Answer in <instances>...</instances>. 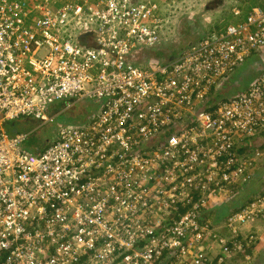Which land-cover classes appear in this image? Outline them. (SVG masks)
Segmentation results:
<instances>
[{
	"label": "built area",
	"instance_id": "obj_1",
	"mask_svg": "<svg viewBox=\"0 0 264 264\" xmlns=\"http://www.w3.org/2000/svg\"><path fill=\"white\" fill-rule=\"evenodd\" d=\"M159 2L0 0V264H212L214 248L222 264L264 223V194L220 226L202 218L263 155L248 141L264 132V67L226 100L211 93L264 57V6H233L239 19L172 60L141 62L172 33L176 4ZM85 100L97 109L37 153L36 128L6 130Z\"/></svg>",
	"mask_w": 264,
	"mask_h": 264
},
{
	"label": "rangeland",
	"instance_id": "obj_2",
	"mask_svg": "<svg viewBox=\"0 0 264 264\" xmlns=\"http://www.w3.org/2000/svg\"><path fill=\"white\" fill-rule=\"evenodd\" d=\"M159 1H160L159 3L161 5H165L164 3H166V2H169L170 5H172L171 1H174L173 4H176L175 7H171L172 9L175 10L174 26L172 28V33H170V35L160 43L162 46H159L161 49L164 48L163 52H165V54H168V55H170V53H176V52L182 51L187 47L186 43L185 44L183 43L184 46L178 50L179 46L183 45V44H181L183 41H179L180 38H178L180 30H181V35L186 34L185 32H189L191 29H192V31H197L198 33L201 34V32H199L200 29L201 30H203L204 28L206 30L208 29V28H206L207 26L205 25L206 19L209 20L210 22H212L211 21L212 19L210 18L211 15H215L216 22L214 24V27L216 29L222 28L226 22L233 20L232 17H229V15L231 16V14L227 11V8H226L228 3H229L228 0H166L164 2L161 0H159ZM164 8L166 9V12L168 11V9H170V7H166V5H165V7L164 6L162 7L163 12H165ZM179 8H181V10H178ZM187 18H188V20H187ZM195 19H198V21L196 22ZM200 23H202V24L200 25ZM184 26H188L191 29L184 30ZM184 38H187V37L184 35ZM185 41L187 43H189L188 40H185ZM149 51L147 53L144 52L142 54V57L145 59L148 57H151V56L153 57L154 55H150ZM256 57L258 59H261L264 61V59L260 58L258 55H256ZM257 58L256 59L251 58V59L247 60L246 64L238 66L233 71V73L223 82V84L219 90V93L221 94L220 98L218 99L219 101L224 100L221 97L227 96V98H229V97L236 95V94H238V93H240L246 89V87L248 86L250 81L253 79V78L252 79H250V78L256 76L258 73V71H257L258 69L255 68V66L253 64V60L260 63V60H258ZM85 102L87 103L89 101H82L81 103L76 104V105H78L77 106L78 109L81 106V104L84 105ZM73 108H74V110H71ZM82 109H83V106H82L81 110L78 111V114H76L77 115L76 117L77 118L79 117V120H78L79 123L84 121L87 114H90V112L94 111V110H91V111L85 110L84 111ZM70 111H75V107L73 106L67 112H70ZM65 113H66V111L64 113H61L58 116H56L53 123H47V124L43 125L42 127H40L41 130H39V132L40 131L41 132L42 131H44V132L50 131V134H51L53 130H55L56 128H58L61 125V124H59V123H61L60 122V119H61L60 115L65 114ZM63 122H68V121L65 120ZM249 141L251 143L252 149L256 148V147L258 148V145H256L257 143H255L257 140H254L252 142V139H251ZM254 143H255V145H254ZM257 264H264V259L261 260Z\"/></svg>",
	"mask_w": 264,
	"mask_h": 264
},
{
	"label": "crops",
	"instance_id": "obj_3",
	"mask_svg": "<svg viewBox=\"0 0 264 264\" xmlns=\"http://www.w3.org/2000/svg\"><path fill=\"white\" fill-rule=\"evenodd\" d=\"M228 1H229V3H228L226 8H227V11L231 14V16L229 15V17H232L233 15H232V12L230 11V9L232 8L231 7L232 5L230 4L232 2V0H228ZM248 1L249 0H246L244 2V4H243V7H240V8L249 9V7H251L252 5L264 6V0H255V2H248ZM244 11H246V10H244ZM210 18L212 19L211 20L212 22H210L207 19H206V22H205V25L207 26L206 28H208V29H210L211 27H214V24L216 22L215 15H211ZM234 19H239V18L235 17V18H233V20ZM202 36H203V34L200 35L199 38H201ZM173 58L174 57L169 58L168 61L172 60ZM139 60L141 62H146L149 59L148 58L145 59V58H143L141 56V57H139ZM259 72L260 71L258 70V73ZM89 102H91V101H89ZM85 119H84V121H85ZM84 121H82V122H84ZM17 125H18L17 126L18 128H20V129L22 128V131H27V130H31L33 128H36V129H34L33 133L31 132L29 134L27 140L24 143V146L27 149H29V150H31V151H33L35 153L39 152L42 148H44V146L48 143V141L51 139V137H52V139L50 141L54 140V137L56 135V130H57V128H56L55 129V133L49 136V133H46L44 131H42V132L40 131L39 132V130H41V128L36 126L35 121L28 120V119H20V120H18L17 121ZM45 134H47V136H49L50 139L48 137H44ZM251 139L252 140L253 139L257 140L255 143H257L256 145H258L259 149L263 152V155L261 157H259V158L254 157L255 160L257 159V161H256L255 167L253 169V172H254L253 176L248 182H250L251 180H253V178H255L254 175L257 172H258V175L260 176V178H262V180H260L257 183L253 184V186L251 185L246 190L244 196L241 198V199H243L241 202L248 200L247 196L251 195L253 193L254 189L256 191L255 192L256 196L260 195V194H264V169H263L264 168V132L258 133V135L252 137ZM251 139L249 138V140H251ZM255 143H254V145H255ZM242 186H245V185H242ZM251 188H252V191H251ZM231 200H233V199H230V200L227 199L225 201H218V202L214 203L212 206L205 208L203 210V213H202V218L203 219H208L215 226L222 225V223L226 220V217L229 215V213L231 212L232 208L234 207L233 204L231 205ZM220 207H222V209H225V211H224L225 213L224 214H221V212L218 211V209H221ZM217 231L220 234H226L227 233V229H219L218 228ZM244 232H248V233L253 235V240H252L251 244L246 247L247 249L251 248L250 252H246L245 254H241V253L233 254L232 256L226 257L222 264H257L261 260L264 259V223H259L258 222V223H255L254 225L253 224L252 225H248L244 229ZM216 252H217L216 248L212 249V251H211V258H212V261H213L212 264H218L215 261V258H214ZM245 255H247V258L244 257Z\"/></svg>",
	"mask_w": 264,
	"mask_h": 264
},
{
	"label": "trees",
	"instance_id": "obj_4",
	"mask_svg": "<svg viewBox=\"0 0 264 264\" xmlns=\"http://www.w3.org/2000/svg\"><path fill=\"white\" fill-rule=\"evenodd\" d=\"M246 0H241L240 2H231L230 4L232 5H230L231 7H233V6H238V7H243V4H244V2H245ZM248 2H255V0H249ZM242 3V4H241ZM253 6V5H252ZM251 7H249V9H250ZM178 10H180V9H178ZM244 10H248V9H244ZM233 17V16H232ZM234 18V17H233ZM186 19V18H185ZM174 20V19H173ZM187 20H188V18H187ZM195 21L197 22L198 21V19H195ZM183 22V21H182ZM181 22V23H182ZM202 23H200V25H201ZM184 25V24H183ZM216 26V25H215ZM187 29H191L190 27H188V26H184V30H187ZM192 30V29H191ZM196 32V33H195ZM199 32H201L202 34H203V36H205L207 33H206V29L204 28L203 30H199ZM195 33V34H194ZM197 31H192V37H189L190 39H188V42H190V41H194V40H196V39H199V37H200V35H202V34H200V33H198ZM190 34V35H191ZM202 36V37H203ZM186 43V45L188 44L187 42H185ZM184 43V44H185ZM183 44V45H184ZM186 47V46H185ZM151 48H153V47H148V48H142L141 50H139V53H138V55H139V57H141L142 56V54L145 52H148ZM163 50V49H162ZM161 50V51H162ZM161 51H159V52H157L156 54H154V56L153 57H151V58H148L149 60H151V59H153V60H157V61H159V62H166V61H168V59L169 58H171V57H176V55H178L181 51H179V52H176V53H173V55H171L169 58H167V60L166 59H164V58H161ZM244 64H246V63H243L242 65H244ZM253 64H254V66H255V68H257L258 70H260V69H262L263 67H264V65L263 64H261V63H258V62H256L255 60H253ZM257 70V71H258ZM257 73V72H256ZM255 73V74H256ZM253 77H251L250 79H252ZM249 79V80H250ZM222 86V85H221ZM221 86L217 89V90H215V91H212V93H211V98H212V100H213V102H218L219 100V98H220V93H219V90H220V88H221ZM221 98H223L224 100H226V99H228L227 98V96H224V97H221ZM85 101H88V100H85ZM82 102V101H81ZM81 102H78V103H76V104H79V103H81ZM74 105V107H75V111H70V112H67V111H69V110H67L66 111V113L65 114H62V115H60V122L61 123H59V124H61V125H64V124H69V125H75V124H78L79 122H78V120H79V117L77 118L76 116V114H78V111H80L81 110V108H82V106H83V109L82 110H86V111H91V110H96L97 109V104L96 103H94L93 101H91V102H85L84 103V105L83 104H81V106L79 107V109H78V105ZM77 109V110H76ZM71 110H74V108L73 109H71ZM93 112V111H92ZM91 113V112H90ZM59 118V117H58ZM57 118V119H58ZM55 120V119H54ZM54 120L52 121V122H49V123H53L54 122ZM65 120H67L68 122H63V121H65ZM75 120V121H74ZM18 125H17V121L16 122H12V123H10V124H6V130L9 132V133H13V132H18V131H22V128L20 129V128H18L17 127ZM27 131H29V130H27ZM46 133H49V136L50 135H52V134H54L55 133V130H53L52 131V133L50 134V131H47ZM49 136H47V134H45L44 135V137H48L49 139H50V137ZM47 138V139H48ZM55 138V137H54ZM51 139H52V137H51ZM50 139V140H51ZM48 141V143L45 145V146H47L51 141ZM254 141V139L252 140V142ZM249 142V144H251L250 143V141H248ZM248 144V145H249ZM44 146V147H45ZM241 150H244V149H241ZM255 178H253V180H251L250 182H247L246 184H244L245 186H242V187H239L238 189H237V191L235 192V194L232 196V198L231 199H233V200H231V205L233 204L234 205V207L232 208V210H231V212L230 213H232V212H236L237 210H239V209H241V208H243V207H245L249 202H251L255 197H256V195H255V189L253 190V193L251 194V195H249V196H247L248 197V200H246V201H243V202H241L243 199H241L243 196H244V194H245V192H246V190L251 186V184L253 183V184H255V183H257L258 181H260V180H262V178H260V176L258 175V173H255ZM252 184V185H253ZM251 191H252V188H251ZM230 200V199H229ZM246 204H245V203ZM248 202V203H247ZM241 203V204H240ZM240 204V205H239ZM219 205V204H218ZM230 205V206H231ZM221 209H218V211L219 212H221V214H224L225 212V209H222V207H220ZM224 208V207H223ZM214 211V210H213ZM229 213V214H230ZM222 216V215H221ZM220 216V217H221ZM250 250H251V248H246V250H245V253L246 252H250Z\"/></svg>",
	"mask_w": 264,
	"mask_h": 264
},
{
	"label": "flooded vegetation",
	"instance_id": "obj_5",
	"mask_svg": "<svg viewBox=\"0 0 264 264\" xmlns=\"http://www.w3.org/2000/svg\"><path fill=\"white\" fill-rule=\"evenodd\" d=\"M185 33H186V34L181 35V30H180V32H179V35H178V38H180L179 41H183L181 44L185 43V42H186L185 40L190 39L189 37H192V34H191V33H192V30H190L189 32H185ZM190 34H191V35H190ZM184 35H185L187 38H184ZM159 46H162V45H157V46L151 48L150 51H149V54H150V55H154V54H156L157 52L161 51L162 49H161ZM183 46H184V45L179 46L178 50L181 49ZM163 49H164V48H163ZM146 53H147V52H146ZM171 55H173V53H170V55H168V54H165V52H163V50L161 51V58H164V59L167 60V58H169ZM163 56H164V57H163ZM151 57H152V56H151ZM151 57H148V58H151ZM251 58L256 59L257 57L254 56V55H251V56H250V59H251ZM257 59H258V58H257ZM168 60H169V59H168ZM247 60H249V59H246L244 63H246ZM258 60H260V62H263V60H261V59H258ZM88 115H89V114L86 115V117H85L86 119H87ZM263 169H264V168H263ZM257 173H258V172H257ZM252 184H253V183H252ZM252 184H251V185H252ZM252 186H253V185H252Z\"/></svg>",
	"mask_w": 264,
	"mask_h": 264
},
{
	"label": "clouds",
	"instance_id": "obj_6",
	"mask_svg": "<svg viewBox=\"0 0 264 264\" xmlns=\"http://www.w3.org/2000/svg\"><path fill=\"white\" fill-rule=\"evenodd\" d=\"M253 6H254V5H253ZM201 38H202V37H201ZM199 39H200V38H199ZM199 39H196V40H194V41H192V42L194 43V42H196V41L199 40ZM193 43H192V44H193ZM252 55L256 56L257 54L254 53V54H252ZM258 56H259V55H258ZM259 57H260V56H259ZM260 58H261V57H260ZM246 59H250V56H249L248 58H246ZM262 59H264V58H262ZM244 62H245V61H244ZM244 62H243V63H244ZM243 63H242V64H243ZM260 63L264 65V61H263V62H260ZM242 64H241V65H242ZM241 65H240V66H241ZM261 70H262V69H260V71H261ZM232 73H233V72H232ZM232 73H231V74H232ZM231 74H230V75H231ZM230 75H229V76H230ZM257 75H258V74H257ZM257 75H256V76H257ZM229 76H228V77H229ZM256 76H254L253 78H255ZM251 81H252V80H251ZM245 249H246V248H245ZM244 254H245V251H244Z\"/></svg>",
	"mask_w": 264,
	"mask_h": 264
},
{
	"label": "water",
	"instance_id": "obj_7",
	"mask_svg": "<svg viewBox=\"0 0 264 264\" xmlns=\"http://www.w3.org/2000/svg\"><path fill=\"white\" fill-rule=\"evenodd\" d=\"M192 43H193V42H192V41H190V42L187 44V46H191V45H192Z\"/></svg>",
	"mask_w": 264,
	"mask_h": 264
},
{
	"label": "bare ground",
	"instance_id": "obj_8",
	"mask_svg": "<svg viewBox=\"0 0 264 264\" xmlns=\"http://www.w3.org/2000/svg\"><path fill=\"white\" fill-rule=\"evenodd\" d=\"M245 261V260H244Z\"/></svg>",
	"mask_w": 264,
	"mask_h": 264
}]
</instances>
